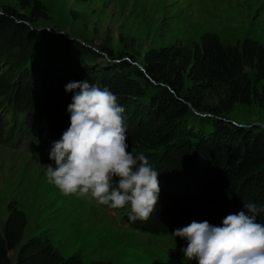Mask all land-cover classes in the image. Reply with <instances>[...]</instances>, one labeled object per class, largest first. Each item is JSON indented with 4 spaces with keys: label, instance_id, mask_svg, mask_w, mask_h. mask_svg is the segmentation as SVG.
Segmentation results:
<instances>
[{
    "label": "rangeland",
    "instance_id": "rangeland-1",
    "mask_svg": "<svg viewBox=\"0 0 264 264\" xmlns=\"http://www.w3.org/2000/svg\"><path fill=\"white\" fill-rule=\"evenodd\" d=\"M38 1L46 17L24 21L31 36L22 38L16 28L5 30L7 26L0 24V233L4 234L12 201L28 221L22 243L9 252L11 264L18 263L27 243L48 246L66 261L197 264L183 258L180 248L186 247V239L171 234L194 220L221 224L234 213L236 200L228 204V196L214 197L213 191L193 187L189 173L197 165L202 168L203 162L192 154L167 156L161 149L149 150L135 141L137 131L128 118L137 111L138 99L126 103L123 116L129 151L134 156L144 153L159 172L161 195L147 221L130 222V204L111 209L75 194L64 195L47 182L49 150L70 126L67 106L72 93L65 91V85L88 80L102 87V72L111 68L113 78L123 76L140 85L148 101L162 91L155 84L146 86L139 76L148 51L194 50L209 33L226 47L248 38L264 46V0ZM7 9L30 18L31 10L17 1L0 0V14ZM50 59L51 65L41 62ZM246 73L255 84L256 72L247 68ZM184 82L181 95L187 100L195 88L187 74ZM224 97L223 91L203 97L205 106L214 110L210 113L189 104L192 115L186 131L208 134L216 117L264 133V106L254 102L229 108ZM196 118L202 120L196 123ZM14 126L35 140L25 141V136L13 135L14 130L10 133ZM197 193L199 198H192ZM260 220L264 224V218Z\"/></svg>",
    "mask_w": 264,
    "mask_h": 264
},
{
    "label": "trees",
    "instance_id": "trees-1",
    "mask_svg": "<svg viewBox=\"0 0 264 264\" xmlns=\"http://www.w3.org/2000/svg\"><path fill=\"white\" fill-rule=\"evenodd\" d=\"M15 1L22 8L31 10L30 18L7 9L0 14V24L7 26L5 30L16 28L22 38L29 37L31 31L24 21L45 18V9L38 0ZM59 59L61 57L56 61ZM52 61L41 62L51 65ZM144 61L139 76L146 86L155 84L162 90L148 101L144 99L145 93L140 85L123 76L113 78L111 68L102 72L101 79V88L106 87L114 93L121 106L138 99L137 111L133 110L128 118L132 129L137 131L135 141L145 143L149 150L161 149L167 156L179 154L188 158L192 154L201 160L202 168L197 165L189 173L192 183H196L193 187L199 186L201 192L213 191L214 197L228 196V204L236 200L234 213L239 212L245 203L264 207V133L256 134L255 128L243 129L216 117L212 118L208 134L186 131L187 119L192 115L189 104L197 111L214 112L205 106L203 97L206 95L223 91L229 108L236 104L250 106L254 102L264 106V46L248 38L240 45L226 47L216 34L209 33L202 37L194 50L175 47L150 50ZM247 68L256 72L255 84L249 79ZM186 74L195 88L187 100L181 95ZM199 196L197 193L192 198L198 199ZM205 199L212 203L213 199L207 195ZM262 217L264 211L257 215L258 223ZM27 225L25 214L19 210L17 202L12 201L8 206L4 234L0 233V264H11L9 252L20 246ZM17 264L110 263H85L80 258L66 261L48 246L27 243L18 254Z\"/></svg>",
    "mask_w": 264,
    "mask_h": 264
},
{
    "label": "clouds",
    "instance_id": "clouds-1",
    "mask_svg": "<svg viewBox=\"0 0 264 264\" xmlns=\"http://www.w3.org/2000/svg\"><path fill=\"white\" fill-rule=\"evenodd\" d=\"M65 91L72 93L67 106L70 126L49 150L47 182L64 195L75 194L111 209L130 204L128 220L147 221L161 195L159 172L144 153L134 156L129 151L124 107L108 88L88 80L71 81ZM262 211L264 207L245 203L219 225L194 220L171 235L186 239L180 251L187 261L264 264V224L256 220Z\"/></svg>",
    "mask_w": 264,
    "mask_h": 264
}]
</instances>
